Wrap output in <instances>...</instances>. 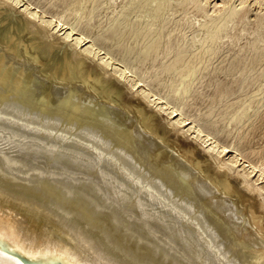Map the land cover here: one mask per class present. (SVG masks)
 Listing matches in <instances>:
<instances>
[{
  "label": "bare ground",
  "instance_id": "bare-ground-1",
  "mask_svg": "<svg viewBox=\"0 0 264 264\" xmlns=\"http://www.w3.org/2000/svg\"><path fill=\"white\" fill-rule=\"evenodd\" d=\"M252 47L264 0H0V233L76 264H264L255 99L195 109Z\"/></svg>",
  "mask_w": 264,
  "mask_h": 264
},
{
  "label": "rangeland",
  "instance_id": "rangeland-1",
  "mask_svg": "<svg viewBox=\"0 0 264 264\" xmlns=\"http://www.w3.org/2000/svg\"><path fill=\"white\" fill-rule=\"evenodd\" d=\"M100 17L102 19H105V15H101ZM248 49H249V51H247L246 53L245 52L241 53L240 57H238L234 60L232 59V56H231L232 52L231 51H228L227 52L228 54L225 53L226 51H220L216 54V56L212 59L211 64L208 67V70L210 72L216 73L215 78L218 79L220 82L224 81L225 88H226L227 92L223 95H219L214 91L210 92L208 90V88L201 89L199 87L198 88L199 96H198V99L195 103V109H197V107L201 110H205L207 108L215 109L216 107L223 105L224 103H237V102H241V101H243L242 105H245L248 102L247 99H246V101H244L245 98H254L255 99L254 104L245 110L244 116L238 122L239 131H237L236 136H240V139H242V140L239 139L240 140L239 142L241 143L240 149L242 151L244 150L243 152H247V151H250L253 148H255L253 151L256 152V155L259 153L260 155L263 156L264 155V149H263L264 146H262V145H264V132H263L264 131V117H263L264 116V113H263V110H264L263 109L264 108V89L262 92H260V91L255 92L254 88L258 84L264 83V60H262V59H264V49L255 50V49H253V47L248 48ZM249 53H250V55H249ZM224 54H227V55H224ZM247 56H249V57H247ZM229 58H231V59H229ZM259 58L261 60H259ZM257 60H259V61H257ZM222 62H223V65H220L219 63H222ZM236 65H237V67H236ZM260 115H262L260 117L261 119L259 118ZM242 124L244 127L241 126ZM248 126H250V127H248ZM241 127H243V128H241ZM252 129H253V131H251ZM245 134H247V138H246ZM179 139H182L181 136ZM189 142H190V140H189ZM191 143H193V142L191 141ZM243 143H245V144L242 145ZM247 148H248V150H247ZM245 149H246V151H245ZM261 149L263 150V153H262V151L260 153ZM236 152L237 151H234V149H231V151L228 152L227 155H233ZM259 154L257 156L254 155L255 157L252 156V159L255 162V164H258V161H259L260 162L259 164L263 165L262 167H264V163H263L264 162L263 161L264 156L261 157ZM251 155H249L250 158H251ZM256 157L258 160L257 162L255 161ZM261 158H263V159H261ZM257 170H258V168H257ZM258 173H260L259 170L257 171V174ZM263 181H264V174L262 175L261 179H259L258 184H264Z\"/></svg>",
  "mask_w": 264,
  "mask_h": 264
},
{
  "label": "water",
  "instance_id": "water-1",
  "mask_svg": "<svg viewBox=\"0 0 264 264\" xmlns=\"http://www.w3.org/2000/svg\"><path fill=\"white\" fill-rule=\"evenodd\" d=\"M2 235L6 239L0 240V251L15 258L21 264H76L53 251L39 254L27 252L20 248L13 240L8 239L5 234ZM25 253H28V255H25Z\"/></svg>",
  "mask_w": 264,
  "mask_h": 264
},
{
  "label": "snow or ice",
  "instance_id": "snow-or-ice-1",
  "mask_svg": "<svg viewBox=\"0 0 264 264\" xmlns=\"http://www.w3.org/2000/svg\"><path fill=\"white\" fill-rule=\"evenodd\" d=\"M6 239L2 234H0V240ZM25 255H28V253H25ZM0 259H8L11 260L12 257H0ZM14 264H18V261L14 262Z\"/></svg>",
  "mask_w": 264,
  "mask_h": 264
}]
</instances>
